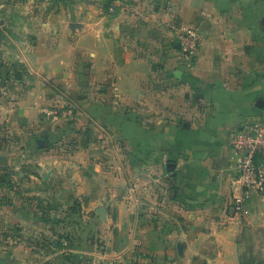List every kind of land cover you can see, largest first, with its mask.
I'll return each mask as SVG.
<instances>
[{
  "label": "crops",
  "instance_id": "crops-1",
  "mask_svg": "<svg viewBox=\"0 0 264 264\" xmlns=\"http://www.w3.org/2000/svg\"><path fill=\"white\" fill-rule=\"evenodd\" d=\"M250 122L264 0H0V264H264V193L231 210Z\"/></svg>",
  "mask_w": 264,
  "mask_h": 264
},
{
  "label": "built area",
  "instance_id": "built-area-1",
  "mask_svg": "<svg viewBox=\"0 0 264 264\" xmlns=\"http://www.w3.org/2000/svg\"><path fill=\"white\" fill-rule=\"evenodd\" d=\"M178 53L182 64L189 70L194 69L197 61L201 36L194 28H181L176 36ZM118 101L114 102V106ZM41 114L54 120L62 115L59 103L42 108ZM228 147L232 153L234 181L239 193L233 197L231 210L239 216H246V202L253 194L264 193V123L250 122L241 130H233L228 136ZM90 264H107L104 259Z\"/></svg>",
  "mask_w": 264,
  "mask_h": 264
},
{
  "label": "rangeland",
  "instance_id": "rangeland-1",
  "mask_svg": "<svg viewBox=\"0 0 264 264\" xmlns=\"http://www.w3.org/2000/svg\"><path fill=\"white\" fill-rule=\"evenodd\" d=\"M249 235L253 237L254 245H258L259 240L262 238V235L258 232H253V233H250ZM255 239H257V241H255ZM256 251L257 249L255 248V252Z\"/></svg>",
  "mask_w": 264,
  "mask_h": 264
},
{
  "label": "water",
  "instance_id": "water-1",
  "mask_svg": "<svg viewBox=\"0 0 264 264\" xmlns=\"http://www.w3.org/2000/svg\"><path fill=\"white\" fill-rule=\"evenodd\" d=\"M77 25L76 24H71L70 25V28L71 29H73V28H75ZM39 145H40V147L42 148V147H44L45 146V142L44 141H41L40 143H39ZM100 214V213H99ZM101 215V214H100ZM181 248V246H178V249H180Z\"/></svg>",
  "mask_w": 264,
  "mask_h": 264
},
{
  "label": "trees",
  "instance_id": "trees-1",
  "mask_svg": "<svg viewBox=\"0 0 264 264\" xmlns=\"http://www.w3.org/2000/svg\"><path fill=\"white\" fill-rule=\"evenodd\" d=\"M65 95H66V97H67L70 101L73 100V98L70 96V94H68V93L65 92Z\"/></svg>",
  "mask_w": 264,
  "mask_h": 264
}]
</instances>
